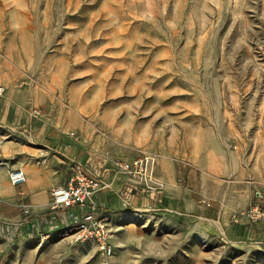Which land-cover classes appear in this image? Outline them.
I'll return each instance as SVG.
<instances>
[{
  "label": "rangeland",
  "instance_id": "obj_1",
  "mask_svg": "<svg viewBox=\"0 0 264 264\" xmlns=\"http://www.w3.org/2000/svg\"><path fill=\"white\" fill-rule=\"evenodd\" d=\"M0 84V166L4 140L37 132L102 163L151 151L174 164L181 192L142 207L178 218L179 237L132 224L108 264H264V219H234L264 206V0H0ZM8 237L0 264L37 261ZM72 251L37 264H105L95 240Z\"/></svg>",
  "mask_w": 264,
  "mask_h": 264
},
{
  "label": "crops",
  "instance_id": "obj_2",
  "mask_svg": "<svg viewBox=\"0 0 264 264\" xmlns=\"http://www.w3.org/2000/svg\"><path fill=\"white\" fill-rule=\"evenodd\" d=\"M52 137L46 139L41 132H37L35 137L25 136L2 142L3 146L7 148L6 151L11 152L12 161L0 166V174L5 177L4 186H6L3 190L0 188L2 190L0 191V218L4 223L0 236L7 239L10 232L18 231L19 238L24 241L15 243V249L19 251L25 249L31 254H37V261L43 260L50 254H55L59 258L73 255L72 247L77 245L76 241L67 236H57L51 239L47 237L48 240L46 241L42 239V236L69 226L67 212L54 214L49 210V205L52 200L53 188L68 182L73 171L71 158L78 153L79 158L88 162L95 172L102 173L104 179L110 184L108 188L96 195L95 200L99 214L108 217L110 239L115 248H122L126 244L128 240L125 239L124 234L132 224H136L137 227L147 232L172 236L169 238L176 241L181 233L178 218L174 220L171 215H163L160 217L171 222V226L155 224L157 214L148 213L142 207L153 203L169 205L173 201L172 195L175 192H181L173 179V163L161 159L157 164V173L167 182L163 190L156 191L151 195L137 191L131 192L132 183L129 176L119 168L117 160L131 162L132 156L117 155L111 161L102 163V160H106L104 154L95 152L88 147L81 150V146L68 142L66 139L61 140L60 132L54 133ZM47 147L55 148V150L54 152L48 151L49 159L44 162L42 149L46 148L47 151ZM14 167H22L28 170V179L25 183L20 185L12 183L9 170ZM2 185L0 184V187ZM128 198L132 202L130 206L125 203ZM25 204L31 208L32 219L19 228V222L27 220V215L24 212ZM258 227L261 228V225ZM36 237L41 240L42 244H45L35 243L33 239ZM31 241L33 244H29ZM44 247L47 249L44 250ZM7 249L8 245L5 246L0 242V253ZM80 255L76 254V257ZM37 261L34 264L39 262Z\"/></svg>",
  "mask_w": 264,
  "mask_h": 264
},
{
  "label": "built area",
  "instance_id": "obj_3",
  "mask_svg": "<svg viewBox=\"0 0 264 264\" xmlns=\"http://www.w3.org/2000/svg\"><path fill=\"white\" fill-rule=\"evenodd\" d=\"M5 90V85L0 84V94H3ZM71 134L75 135V132ZM117 164L123 172L128 174L132 183L131 192L137 191L151 195L156 191L163 190L166 186L156 173L157 157L151 151L141 152L131 162L117 160ZM72 168L73 171L68 182L53 188L49 210L54 214L67 212L69 221L67 231L72 235L73 240L76 242L95 240L99 250L106 258L105 264H108V258L113 255L115 246L110 239L108 217L99 214L95 197L110 184L102 174L95 172L87 162L80 159L73 158ZM9 176L15 185L23 184L28 179L27 173L22 167L11 168ZM259 194L262 196L261 192ZM125 203L132 204L129 198ZM154 209L156 208L154 207ZM24 212L27 214L29 222L32 216L28 204L24 205ZM244 218L252 222L264 219V206L257 203L249 209L237 213L234 219L240 221ZM24 222L23 220L19 224L22 225ZM3 225V220L0 218V233ZM47 236L48 234L42 236V239Z\"/></svg>",
  "mask_w": 264,
  "mask_h": 264
},
{
  "label": "bare ground",
  "instance_id": "obj_4",
  "mask_svg": "<svg viewBox=\"0 0 264 264\" xmlns=\"http://www.w3.org/2000/svg\"><path fill=\"white\" fill-rule=\"evenodd\" d=\"M16 1H18V2H20V1H22V0H16ZM16 7V6H15ZM101 8H103V9H107V8H110V10H112L113 12H115V9H113V7L107 2V1H104L102 4H101ZM22 23V22H21ZM123 28H124V24H122L121 25ZM19 27V26H18ZM19 29V28H18ZM24 30V29H23ZM123 30V29H122ZM25 31V30H24ZM24 31H21V33H20V35L22 36V35H24ZM18 32V31H17ZM16 32V33H17ZM21 38V37H20ZM11 48V47H10ZM14 49V48H13ZM105 70H107V68L106 67H104L102 70H100V72L102 73L101 75L103 76V71L105 72ZM101 76V77H102ZM101 79V78H100ZM25 169V171L27 172V174H29L28 173V170L26 169V168H24ZM2 174H0V184H3L2 185V187H0L2 190H3V188H6V186H4V184H5V177L3 176ZM7 183V182H6ZM13 186V185H12ZM12 188H14V187H12ZM2 190H0V191H2ZM7 192V191H6Z\"/></svg>",
  "mask_w": 264,
  "mask_h": 264
}]
</instances>
